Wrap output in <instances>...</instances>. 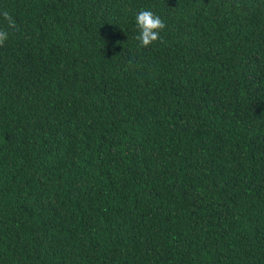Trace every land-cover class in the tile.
<instances>
[{
	"label": "trees",
	"instance_id": "obj_1",
	"mask_svg": "<svg viewBox=\"0 0 264 264\" xmlns=\"http://www.w3.org/2000/svg\"><path fill=\"white\" fill-rule=\"evenodd\" d=\"M3 10L0 264H264V0Z\"/></svg>",
	"mask_w": 264,
	"mask_h": 264
},
{
	"label": "clouds",
	"instance_id": "obj_2",
	"mask_svg": "<svg viewBox=\"0 0 264 264\" xmlns=\"http://www.w3.org/2000/svg\"><path fill=\"white\" fill-rule=\"evenodd\" d=\"M0 18L6 24L5 28H0V47H2L10 36L19 30V27L15 18L7 10L0 11ZM135 22L139 29V35L136 39L140 41L141 47L149 48L156 43H164L161 32L165 30L166 24L160 16L150 10L141 9L136 13Z\"/></svg>",
	"mask_w": 264,
	"mask_h": 264
}]
</instances>
